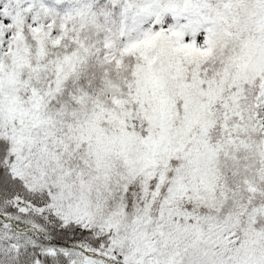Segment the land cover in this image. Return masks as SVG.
I'll return each instance as SVG.
<instances>
[{"label":"snow or ice","instance_id":"1","mask_svg":"<svg viewBox=\"0 0 264 264\" xmlns=\"http://www.w3.org/2000/svg\"><path fill=\"white\" fill-rule=\"evenodd\" d=\"M0 264H264V0H0Z\"/></svg>","mask_w":264,"mask_h":264}]
</instances>
